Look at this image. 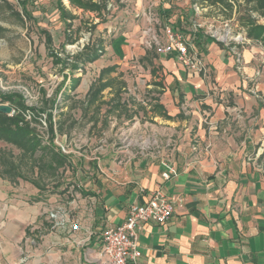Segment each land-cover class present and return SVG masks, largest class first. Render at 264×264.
<instances>
[{
  "label": "crops",
  "instance_id": "obj_1",
  "mask_svg": "<svg viewBox=\"0 0 264 264\" xmlns=\"http://www.w3.org/2000/svg\"><path fill=\"white\" fill-rule=\"evenodd\" d=\"M116 1L123 7L116 18L130 27L113 41L117 53L146 54L140 47L143 25L130 22L137 16L142 24L150 25L153 18L162 27L171 23L185 32L187 14L170 9L179 0ZM198 44L206 66L202 74L155 54L152 68L160 76L145 87L159 91L151 89L157 96L149 98L144 115L156 125L133 123L129 132H142L140 142L135 136L127 146L109 142L98 155L86 157L91 162L81 173L80 192L70 201L71 217L67 213L43 226L45 246L32 252V263L22 244L31 224L39 232L42 206L25 198L40 197V188L0 176V264H41L43 249L48 263L69 264L80 257L72 248L82 244L92 261L82 264H103L101 231L120 224L132 203L147 201L158 187L172 200V214L163 224L141 225V256L131 264H264V171L248 156L264 143V81L251 77L255 71L248 63L236 65L229 49L206 37ZM250 56L243 52L246 61ZM164 162L176 168V175L161 177ZM73 222L77 230L71 229Z\"/></svg>",
  "mask_w": 264,
  "mask_h": 264
},
{
  "label": "rangeland",
  "instance_id": "obj_2",
  "mask_svg": "<svg viewBox=\"0 0 264 264\" xmlns=\"http://www.w3.org/2000/svg\"><path fill=\"white\" fill-rule=\"evenodd\" d=\"M115 1L100 0L99 8L94 10L75 9L78 6L70 3L69 6H74L72 12L65 7L66 0H0V104L10 106L1 96L15 94L27 108L44 111L24 112V120L34 133V150L24 146L31 140L14 136L13 128L0 122V176L27 185L35 186L32 182H36L40 188V197L25 198L30 204L42 206L39 232L35 228L31 230L34 226L31 224L22 244L31 252L28 255L31 263L32 252H39L45 246L40 239L46 231L43 226L66 217L67 213L71 217L70 201L80 192L81 173L91 162L86 157L98 155L100 147L109 142L127 146L133 136L140 142L142 132H129L133 123L142 125L147 121L156 125L144 112L150 105L149 98L157 96L151 95V89L154 93L159 90L146 88L145 82L160 76L159 70L152 68L156 50L148 43L153 33H161L162 21L152 26V23L142 24L140 17H135L130 22L143 25L139 34L150 28L142 34L140 46L146 54L117 53L112 43L122 33L129 32L130 27L128 21L116 18L123 7ZM180 1L170 9L172 14H187L183 20L185 32H192L193 25H199L202 39L206 37L220 48L229 49L236 65L242 68L248 63L255 71L251 77L264 81V0ZM110 2L114 8L108 10ZM256 33H260L257 38ZM95 52L100 55L92 62L84 63L79 57L82 53ZM243 52L251 55L247 61ZM74 64L78 68H73ZM106 67L111 68L102 74ZM100 82H105V87L89 100L88 89L92 85L99 87ZM14 113L12 109L5 114ZM248 156L264 171V143L249 150ZM86 246L72 248L73 253L80 252V257L76 256L69 264L92 262L83 250ZM47 259V249H43L41 264H50Z\"/></svg>",
  "mask_w": 264,
  "mask_h": 264
},
{
  "label": "built area",
  "instance_id": "obj_3",
  "mask_svg": "<svg viewBox=\"0 0 264 264\" xmlns=\"http://www.w3.org/2000/svg\"><path fill=\"white\" fill-rule=\"evenodd\" d=\"M22 1V0H18ZM99 1V0H96ZM114 8L110 2L107 9ZM150 23H155L151 18ZM192 32H184L180 27L166 23L160 34L153 33L150 44L154 45L157 54L171 56L176 62L183 65L192 73L202 74L206 71L205 63L199 50V25H193ZM148 27L145 33L149 31ZM165 170L161 177L168 179L176 175V168L168 163H163ZM173 211L172 200L161 190L156 188L150 192L149 198L143 203H132L127 211L126 218L118 225L107 226L100 233L99 254L103 264H131L141 256L138 244V230L147 222L163 224ZM55 217V214H51ZM76 222L71 224L72 230H77Z\"/></svg>",
  "mask_w": 264,
  "mask_h": 264
},
{
  "label": "trees",
  "instance_id": "obj_4",
  "mask_svg": "<svg viewBox=\"0 0 264 264\" xmlns=\"http://www.w3.org/2000/svg\"><path fill=\"white\" fill-rule=\"evenodd\" d=\"M69 2L72 5L78 6V7H81V8H87V9H91V10L99 8V5L97 3L92 2L91 0H69ZM61 11H63L62 7H61ZM257 28L260 29L262 27L257 26ZM263 31H264V29H263ZM254 36L257 38V37L260 36V33H256V35H254ZM196 37L199 38V39L201 38V35H200L199 32L197 33ZM99 55L100 54L97 53V52H95V53H82L81 55H79V57H80L81 60H83L84 63H86V62L94 61L95 59H97L99 57ZM73 68H78L77 64H74ZM109 68H111V67H106V68L102 69L101 73L103 74V72L105 70H108ZM99 77H101V75ZM76 82H78V79L76 80ZM99 84H100L99 87H95L94 88V85H92L88 89L86 94L89 97V100L92 101L95 98V96L105 87V82H100ZM1 98L3 100H6V101L9 102L10 106L15 111V113L12 116H7L5 113H2L0 111V122L8 123L9 126H11L13 128L12 133H13L14 136L19 135L20 137H24V138L26 137L27 140H31V141H29L30 143L29 142L27 143V141H25L27 143V145H24V146H30L34 150L35 147L32 144V139L34 138V133L30 129L29 123H27L24 120V112H25L26 109L34 110L38 114H40V112L43 113L44 111L37 110L34 107L27 108V106L22 104L21 97L19 95H15V94L6 95V94H3L1 96ZM49 117H51V114H49ZM49 129L52 130L51 122H50ZM32 183L35 186H38V183H36V182H32Z\"/></svg>",
  "mask_w": 264,
  "mask_h": 264
},
{
  "label": "water",
  "instance_id": "obj_5",
  "mask_svg": "<svg viewBox=\"0 0 264 264\" xmlns=\"http://www.w3.org/2000/svg\"><path fill=\"white\" fill-rule=\"evenodd\" d=\"M11 110H12V108L9 105H7V104H0V111L2 113H6V114L7 113H10Z\"/></svg>",
  "mask_w": 264,
  "mask_h": 264
}]
</instances>
